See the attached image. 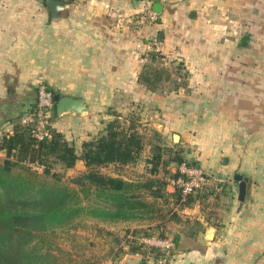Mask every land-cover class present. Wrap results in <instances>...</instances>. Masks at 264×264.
<instances>
[{
    "label": "crops",
    "instance_id": "crops-1",
    "mask_svg": "<svg viewBox=\"0 0 264 264\" xmlns=\"http://www.w3.org/2000/svg\"><path fill=\"white\" fill-rule=\"evenodd\" d=\"M66 1L70 6L51 20L23 18L24 0H0V142L13 132L12 119L21 120L31 110L37 88L44 84L58 96L81 99L87 106L83 116L52 117L53 129L78 153L83 142L103 131L102 119L111 117L109 111L136 104L142 117L153 118L149 125L155 130L181 121L199 136L219 135L211 149L225 151L228 158L221 166L211 162V171L233 180L242 174L237 170L249 160L251 149L260 148L247 138L249 120L264 119V0H255V8L240 18V41L230 36L231 31L180 29L187 16L195 21L207 18L202 11L209 0ZM155 3L160 5L159 20L142 24V14L155 11ZM9 7L15 9L13 18H8ZM154 38L164 53H179L177 60L190 72L185 87L168 91L165 85L170 81H165L151 91L139 81ZM4 158L1 150L0 159ZM243 176L248 185L250 179ZM238 205L239 210L243 205ZM229 215L222 216L221 223ZM198 220L207 237L213 226L207 228V220ZM195 253L191 261L196 264L205 255ZM117 264L154 263L124 254Z\"/></svg>",
    "mask_w": 264,
    "mask_h": 264
},
{
    "label": "rangeland",
    "instance_id": "rangeland-1",
    "mask_svg": "<svg viewBox=\"0 0 264 264\" xmlns=\"http://www.w3.org/2000/svg\"><path fill=\"white\" fill-rule=\"evenodd\" d=\"M254 8L255 0H209V5L202 11L207 18L195 21L187 16L183 18L180 29L183 28L184 31L213 29L217 33L231 31L233 34L230 36L240 41L239 32L242 26L240 18H244L245 10L250 14ZM8 10L10 12L8 18H13L15 9L9 7ZM22 14L23 18H49L45 0H24ZM156 38L152 46L157 44L162 47ZM151 53L153 52L149 51V55ZM179 56V53L172 55L161 50L159 59L155 61L156 66H163L172 73V79L165 85V90L175 89L177 84H182L185 79L187 81L190 76L184 63L177 60ZM150 63L149 60L147 64ZM122 109L124 111H109L111 117L102 119V123L106 126L116 114H120L122 123L127 125L131 122L142 134L144 149L136 164L127 166L111 164L101 168L104 174L121 177L127 181L151 178L149 173L152 165H147L146 160L151 156V146L157 145L161 149L163 160L179 157L195 165L201 164L213 176L216 183L189 200V206L182 211L172 197L165 201L163 198L155 200L149 195H142V200L154 204L157 209L155 212L145 213L135 221L106 222L99 219L93 210L108 206L107 203H102L94 191L85 198V193L79 189V186L71 182L72 178L86 170L85 165L76 163L73 169L67 170L59 162L51 159L47 165H44L43 171L36 174L41 178L46 176L47 184L57 182L78 190V195L68 204L77 211L68 223H62L39 233V237L33 240L32 245H36L40 253L49 252L51 264H102L111 252H117V249L120 251L116 260L121 259L123 254L120 253L124 251L123 244L127 230L137 226L164 224V232L176 244L172 253L173 263L178 261V264H195L191 261L193 260L191 256L198 251L205 256L196 264H264V119L249 120L247 138L256 142L260 148L251 149L249 160L245 165L241 164L237 170L250 179L245 202L238 210L237 182L233 180V176L229 178L215 176L211 171L213 167L209 165L212 162L221 166L223 160L228 158L225 151L216 152L211 149L213 143L218 142L219 135L199 136L192 132L190 124H183L181 121L179 125H173V128L166 126L167 128L162 131L155 130L149 125L153 118L142 117L140 105L126 104ZM12 122L13 126L21 125V120L18 118L12 119ZM175 134L179 135L178 140L174 139ZM10 161L18 164L13 168L14 172H19L23 168L29 169L24 162H18L14 157ZM176 166V163H171L168 168L173 171ZM46 170H48L47 175H45ZM162 176L163 170H160V173L153 178H162ZM185 210L189 212L185 213ZM226 215H229L227 222L221 223L222 216ZM198 218L205 219V223L207 220L210 223L207 228L212 225L211 231L217 236L213 237L212 233L204 237L205 226L202 225L201 228ZM72 226L79 228L72 230ZM103 229L108 230V234L106 231L103 232ZM198 239L201 241H197ZM184 255L187 257L183 258Z\"/></svg>",
    "mask_w": 264,
    "mask_h": 264
},
{
    "label": "trees",
    "instance_id": "trees-1",
    "mask_svg": "<svg viewBox=\"0 0 264 264\" xmlns=\"http://www.w3.org/2000/svg\"><path fill=\"white\" fill-rule=\"evenodd\" d=\"M148 57L151 63L144 66L139 81L149 90L156 91L163 81L172 79V73L163 66L155 65L159 54L151 53ZM186 85L185 79L182 84H177L175 89ZM53 93L54 96L57 95L54 91ZM54 102L55 115L56 101ZM120 118L121 115L116 114L98 136L83 142L80 153L73 143L55 129L52 130L50 139L38 142L33 138L30 127L21 123L13 126L11 134L2 137L0 151L5 152L6 158L0 160V264H51L49 262L51 254L40 253L37 246L32 245L33 240L39 237V233L68 223L77 211L68 204L78 195V190L57 182L47 184L46 176L43 178L37 176L38 172L32 171L29 167L14 172L13 168L18 164L10 161L13 157L18 162L38 163L43 169L51 159L59 162L67 170L73 169L77 161L82 160L86 170L72 178L71 182L79 186L85 193V198L94 191L102 203H107L108 206L93 210L99 219L106 222L135 221L145 213L155 212L157 209L154 204L146 203L142 200V195H149L155 200L163 198L165 201L172 197L182 211L189 206V200L203 192L190 195L183 200L178 188L168 191L165 177L177 175L168 168L169 165L171 163L178 165L186 161L179 157L163 160L161 149L157 145L151 146V156L146 160L147 165H152L149 173L151 178L127 181L121 177L104 174L101 168L111 164L121 166L136 164L144 149L142 134L131 122L126 125ZM160 170H163L162 178H153ZM47 174L48 170L45 171V175ZM163 226L164 224L155 226L151 224L127 230L124 251L120 254L137 255L143 261H147V257H152L156 261L162 253L146 247L139 238L155 234L162 238L169 237ZM76 227L72 226L71 229L79 228ZM102 231L108 234V230ZM118 251L120 250L111 252L105 261L113 260L118 263L116 260Z\"/></svg>",
    "mask_w": 264,
    "mask_h": 264
},
{
    "label": "built area",
    "instance_id": "built-area-1",
    "mask_svg": "<svg viewBox=\"0 0 264 264\" xmlns=\"http://www.w3.org/2000/svg\"><path fill=\"white\" fill-rule=\"evenodd\" d=\"M140 20L142 24H153L159 20V14L151 9H147L142 14ZM161 50L162 48L157 44L149 48V51L158 54L161 53ZM54 101L53 91L46 85L39 84L34 106L21 118V123L30 127L33 138L38 142L48 140L52 136ZM24 164L34 172L43 171V166L38 163L24 161ZM173 171L177 173V175L175 177L167 176L165 180L169 187L178 188L180 190L183 200L190 195L211 188L216 183V180L198 165H189L187 162H182L178 164ZM139 239L146 247L158 250L162 253V256L156 261H154L152 257H147V261H151L154 264H171L174 259L172 253L176 246L172 238H162L155 234ZM103 264L117 263L113 260H107L103 262Z\"/></svg>",
    "mask_w": 264,
    "mask_h": 264
},
{
    "label": "water",
    "instance_id": "water-1",
    "mask_svg": "<svg viewBox=\"0 0 264 264\" xmlns=\"http://www.w3.org/2000/svg\"><path fill=\"white\" fill-rule=\"evenodd\" d=\"M135 1L137 2L138 0ZM70 4L71 3L66 0H46L45 5L49 13V18L51 20L59 19L61 17V14L65 12ZM153 8L156 12L160 11V5L158 3H155ZM54 100L56 101V114L58 116H63L65 114L83 116L87 112V106L81 99L68 96L60 97L58 95H55ZM174 139L178 140L179 135L175 134ZM77 163H81V165H83L82 160H78ZM234 180L238 182V201L240 203V206H242L246 199L248 179L245 178L242 174H236L234 176ZM212 233L214 234L213 231H210L207 236Z\"/></svg>",
    "mask_w": 264,
    "mask_h": 264
}]
</instances>
